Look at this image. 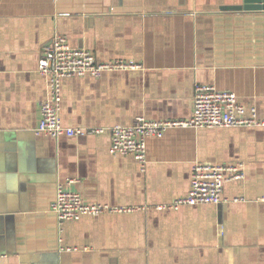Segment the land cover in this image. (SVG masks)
I'll use <instances>...</instances> for the list:
<instances>
[{"label":"crops","instance_id":"obj_1","mask_svg":"<svg viewBox=\"0 0 264 264\" xmlns=\"http://www.w3.org/2000/svg\"><path fill=\"white\" fill-rule=\"evenodd\" d=\"M241 3L0 0V264H264V126L170 128L148 138L145 170L110 152L108 130L37 131L49 96L38 60L55 33L99 60L142 65L63 78L65 125L188 118L197 82L235 91L264 119V11L233 8ZM197 162H241L246 176L225 183L219 204L157 208L188 191ZM59 184L133 209L61 223Z\"/></svg>","mask_w":264,"mask_h":264},{"label":"built area","instance_id":"obj_2","mask_svg":"<svg viewBox=\"0 0 264 264\" xmlns=\"http://www.w3.org/2000/svg\"><path fill=\"white\" fill-rule=\"evenodd\" d=\"M137 61L123 58L99 60L91 49L75 47L67 35L55 33L46 44L38 60V71L46 75L49 96L40 101V119L37 131L52 137L81 136L110 132V152L131 154L145 170L147 143L151 136L161 137L175 127H232L262 125L264 119L257 115L253 106L247 115L246 106L239 101L233 90L219 89L212 84L195 83L192 113L188 118L153 119L139 116L131 124H116L111 127L68 126L63 124L60 111L62 105L61 82L66 77H99L104 71L134 69L141 67ZM246 176L241 162L205 164L195 163L191 171L190 186L186 193L177 196L170 203L160 204L159 209H178L185 205L201 203L219 204L228 200L224 195L227 181L244 179ZM74 179H69V183ZM238 199V198H235ZM133 207L110 206L104 203H90L77 190L59 184L51 203V211L59 222L78 220L84 215L98 216L105 211L123 212ZM69 249H71L69 247Z\"/></svg>","mask_w":264,"mask_h":264},{"label":"water","instance_id":"obj_3","mask_svg":"<svg viewBox=\"0 0 264 264\" xmlns=\"http://www.w3.org/2000/svg\"><path fill=\"white\" fill-rule=\"evenodd\" d=\"M233 8L245 11H264V0H242L241 4L235 5Z\"/></svg>","mask_w":264,"mask_h":264}]
</instances>
